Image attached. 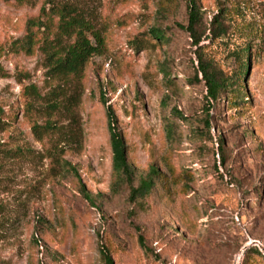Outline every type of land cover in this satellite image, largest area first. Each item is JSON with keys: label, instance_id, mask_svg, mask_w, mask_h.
Masks as SVG:
<instances>
[{"label": "rangeland", "instance_id": "374dc122", "mask_svg": "<svg viewBox=\"0 0 264 264\" xmlns=\"http://www.w3.org/2000/svg\"><path fill=\"white\" fill-rule=\"evenodd\" d=\"M196 1L206 27L223 3L256 33L207 47L233 76L241 70L235 51L252 38L241 80L247 100L241 108L215 102L210 134L194 47L177 26L186 24L187 0H0V264H104L105 250L114 264H264V0ZM63 10L96 30L103 46L79 77L58 80L59 101L74 100L73 120L64 112L62 133L37 139L32 125L46 118L27 103L41 111L58 82L46 73L42 47L74 40L59 34ZM28 32L26 53L18 44ZM29 85L44 98L27 94ZM108 113L133 184L151 165L161 173L143 198L130 200L126 183L112 189ZM249 247L260 254L245 255Z\"/></svg>", "mask_w": 264, "mask_h": 264}, {"label": "trees", "instance_id": "16d2710c", "mask_svg": "<svg viewBox=\"0 0 264 264\" xmlns=\"http://www.w3.org/2000/svg\"><path fill=\"white\" fill-rule=\"evenodd\" d=\"M9 1V0H5ZM19 1V0H16ZM203 10L196 0H187V21L186 24L177 23V26L185 30L191 39V45L194 47L193 53L195 55L196 66L194 67L193 78L195 82H203L206 88L204 95L206 107H204L205 116L202 120L203 130L209 133L210 131V110L213 108L214 103L218 102L222 97L225 98L228 104L233 107L241 108L245 104V97L247 96L245 85L242 83L245 76L247 61L249 59V50L251 47L250 39L244 40L243 45L236 49L235 56L240 59L241 70L232 75L226 74L218 65L216 59L208 52V45L215 42L225 43L229 38H249L254 37L256 33L248 25L240 22L239 14L235 12L232 6L223 3H217L216 12L212 13L208 21V27L204 24L202 18ZM59 34L64 37H74V40L68 45L62 46L61 44L47 43L42 47L44 59L47 66V75L49 79L59 80L66 79L67 77H79L83 72L84 66L88 60L96 54H101L103 46V39L101 35L93 30L87 23H82L76 18L71 17V10H63L60 13L59 19ZM206 31L208 34L205 35ZM152 33L155 38L162 40L163 34L158 28L153 29ZM253 34V35H252ZM27 41L21 45L18 44V49L24 50L26 53L31 51L33 40V33L28 32ZM204 36V37H203ZM206 40L207 42H204ZM95 42V43H94ZM3 70L0 68V73ZM53 91L47 97L42 110H35L33 103H27L31 111L34 109L35 113H40L45 116L43 124L33 123L32 131L41 139V136L46 133L61 134L62 124H58V116L64 112H70V120H73L72 106L74 100L68 105L61 103L58 99L61 83L58 81L53 87ZM25 92L33 98L43 99L37 88L34 85L25 87ZM72 98V97H71ZM30 111V110H29ZM174 112L178 117L185 118L184 114L180 112L177 107H174ZM114 117L108 113V130L110 134V145L112 151V168L114 173V182L112 189L117 192L123 185L129 186L128 197L130 200H137L147 196L154 188L157 179L161 177V173L154 165H151L147 174L138 180V184L134 185L135 169L127 159V148L121 134L115 129ZM202 131V129H201ZM70 136L71 140V135ZM62 148V147H60ZM218 152H223V140L218 139ZM57 157V152L54 153ZM219 156V154L217 153ZM224 161V157H220V162ZM63 165L67 171H77L73 165L67 160L62 159ZM80 191L84 194L86 199L91 204H95L93 197L86 191L84 184L80 182ZM252 249L249 247L247 251ZM251 251H257L252 249ZM260 254V253H258ZM104 264H114L109 253L101 251ZM248 257V256H247Z\"/></svg>", "mask_w": 264, "mask_h": 264}]
</instances>
